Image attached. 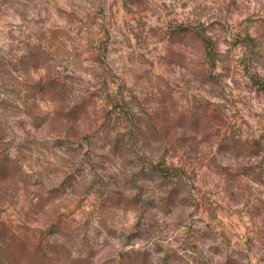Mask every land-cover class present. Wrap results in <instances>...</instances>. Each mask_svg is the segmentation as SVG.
Returning a JSON list of instances; mask_svg holds the SVG:
<instances>
[{"label": "rangeland", "instance_id": "obj_1", "mask_svg": "<svg viewBox=\"0 0 264 264\" xmlns=\"http://www.w3.org/2000/svg\"><path fill=\"white\" fill-rule=\"evenodd\" d=\"M0 264H264V0H0Z\"/></svg>", "mask_w": 264, "mask_h": 264}]
</instances>
